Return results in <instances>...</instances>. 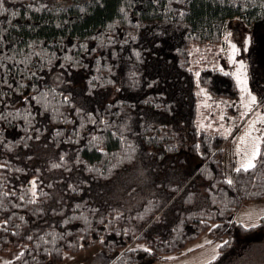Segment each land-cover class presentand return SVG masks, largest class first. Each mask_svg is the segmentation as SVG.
<instances>
[{
  "label": "trees",
  "instance_id": "1",
  "mask_svg": "<svg viewBox=\"0 0 264 264\" xmlns=\"http://www.w3.org/2000/svg\"><path fill=\"white\" fill-rule=\"evenodd\" d=\"M236 19L264 34V0H4L0 253L20 249L6 264L97 245L111 264H153L205 231L223 239L208 264H264V215L234 219L264 197V157L229 184L226 137L197 127L196 81L238 86L216 67L197 76L191 46Z\"/></svg>",
  "mask_w": 264,
  "mask_h": 264
},
{
  "label": "rangeland",
  "instance_id": "2",
  "mask_svg": "<svg viewBox=\"0 0 264 264\" xmlns=\"http://www.w3.org/2000/svg\"><path fill=\"white\" fill-rule=\"evenodd\" d=\"M233 44L238 50L234 58L230 60L229 56L232 55L230 50ZM190 60L191 67L196 73L207 67L223 68L226 72L234 73L240 68L237 61H243L242 74L247 77L248 92L257 97L253 108L241 118L245 113L243 105L248 98V92L241 95L242 89L237 80L238 94L235 97L215 95L206 85L196 81L197 127L210 134H220L226 137L223 146V172L227 179L232 180L235 169L239 167L240 157L237 155V144L240 143V136L245 133L251 121L255 120L260 112H264V34L243 20L236 19L228 24L222 40L193 43ZM255 127L261 128V125L257 123ZM261 130L264 131V128ZM263 215L264 197H260L242 201L235 211L234 219L246 226H251L257 224ZM222 241L223 239L214 238L209 231H205L195 240L190 241L182 253H169L153 264H204L205 260L209 261L212 255L219 253ZM101 249L97 245L79 253H67L64 262L60 264H86ZM19 250L13 249L0 253V264H5L17 256ZM106 254L103 253L104 259L111 257L112 262L117 257V254ZM96 257L98 258V255ZM104 259L100 256V261L96 264H104Z\"/></svg>",
  "mask_w": 264,
  "mask_h": 264
},
{
  "label": "snow or ice",
  "instance_id": "3",
  "mask_svg": "<svg viewBox=\"0 0 264 264\" xmlns=\"http://www.w3.org/2000/svg\"><path fill=\"white\" fill-rule=\"evenodd\" d=\"M3 2L4 0H0V6L3 5ZM12 14L15 15V12H13ZM229 43L231 44V41H229ZM237 50L238 49L233 44L230 50L232 53V55L229 56L230 60L234 58V54ZM237 63L240 65V68H238L236 72L232 73V75L236 77L237 83L242 89L241 95L243 96L244 92H248L247 77L242 74L244 70L243 61H237ZM220 70L224 71L223 68H221ZM196 75L199 76V72H197ZM201 91H203V89H201ZM256 102L257 97L251 92H248V98L246 99L243 105L245 108V113L242 114L241 118H243V116L246 115L247 112L253 108V105ZM257 123L261 125V128H264V112H260L257 118L255 120H252L251 123L248 125V128L245 133L240 136V143L237 144V155L240 157V160L239 167L235 169L236 171H248L250 169H253L256 166L258 158L264 157V131H262L261 128L255 127ZM0 167H3V165H0ZM227 182L231 184V178H228ZM32 184V192L33 194H35V177L33 178ZM21 199H23V197H21ZM148 251H151V249H148ZM217 255L218 253L212 255L211 259L215 260ZM204 264H208V261L205 260Z\"/></svg>",
  "mask_w": 264,
  "mask_h": 264
},
{
  "label": "crops",
  "instance_id": "4",
  "mask_svg": "<svg viewBox=\"0 0 264 264\" xmlns=\"http://www.w3.org/2000/svg\"><path fill=\"white\" fill-rule=\"evenodd\" d=\"M103 253H105L106 254V252L103 250V249H101L100 251H98L97 252V254L96 255H94L92 258H90L87 262H86V264H96V263H98L99 261H100V256H102V258L104 259V255H103ZM98 255V258L96 257ZM106 255H108V254H106ZM105 260V262H104V264H111V262H112V259H111V257H109V258H106V259H104ZM102 261V260H101ZM50 262H48L47 264H49ZM52 263V262H51ZM53 264V263H52Z\"/></svg>",
  "mask_w": 264,
  "mask_h": 264
}]
</instances>
